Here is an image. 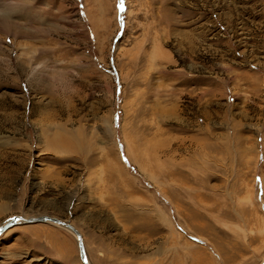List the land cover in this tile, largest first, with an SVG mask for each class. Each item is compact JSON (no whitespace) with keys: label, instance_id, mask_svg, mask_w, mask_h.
Instances as JSON below:
<instances>
[{"label":"rangeland","instance_id":"obj_1","mask_svg":"<svg viewBox=\"0 0 264 264\" xmlns=\"http://www.w3.org/2000/svg\"><path fill=\"white\" fill-rule=\"evenodd\" d=\"M0 8V225L68 221L91 264L264 261V0ZM0 264L83 263L33 222Z\"/></svg>","mask_w":264,"mask_h":264},{"label":"water","instance_id":"obj_2","mask_svg":"<svg viewBox=\"0 0 264 264\" xmlns=\"http://www.w3.org/2000/svg\"><path fill=\"white\" fill-rule=\"evenodd\" d=\"M33 222H52L57 223L58 225L70 230L76 237L77 241V248L79 252V259L83 264H90L83 243V238L79 230L70 222L64 221L52 216H34V217H23L19 215H13L12 217L8 218L0 225V235L7 230L8 228L16 225L17 223H33ZM264 264V261L261 263Z\"/></svg>","mask_w":264,"mask_h":264},{"label":"bare ground","instance_id":"obj_3","mask_svg":"<svg viewBox=\"0 0 264 264\" xmlns=\"http://www.w3.org/2000/svg\"><path fill=\"white\" fill-rule=\"evenodd\" d=\"M24 2V1H23ZM25 3V2H24ZM28 5V4H27ZM24 7H25V5H23ZM3 9V8H2ZM14 10V9H13ZM18 10V9H17ZM28 11L29 10H27V11H25V13L27 14L28 13ZM1 12H2V10H1V8H0V17H1ZM30 12V11H29ZM3 14H2V16H6L7 14H8V11L7 12H2ZM11 13H12V11L10 12V14L9 15H11ZM8 15V16H9ZM13 15V14H12ZM5 18V20H4V24H5V22H7V25L9 26V25H15L13 22L14 21H12L11 20V18H10V16H9V18H7V16L6 17H4ZM3 21V20H2ZM1 24V23H0ZM2 25V24H1ZM2 26H5L6 27V24L5 25H2ZM2 26H0V27H2ZM14 27V26H13ZM16 27H18V25H16L13 29V31H15V32H22L20 29H19V27L18 28H16ZM12 28V27H11ZM1 30V29H0ZM10 31V30H9ZM57 224V223H56ZM62 227V226H61ZM64 228V227H63ZM64 229H66V228H64ZM66 230H68V229H66ZM69 232H71L70 230H68ZM84 243V242H83ZM84 247H85V245H84ZM85 252H86V249H85ZM88 258V257H87ZM90 262V261H89ZM91 264V263H90Z\"/></svg>","mask_w":264,"mask_h":264},{"label":"snow or ice","instance_id":"obj_4","mask_svg":"<svg viewBox=\"0 0 264 264\" xmlns=\"http://www.w3.org/2000/svg\"><path fill=\"white\" fill-rule=\"evenodd\" d=\"M121 4L123 5V0H121Z\"/></svg>","mask_w":264,"mask_h":264}]
</instances>
